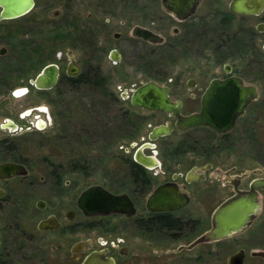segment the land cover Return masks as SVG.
I'll return each mask as SVG.
<instances>
[{"label": "flooded vegetation", "instance_id": "flooded-vegetation-1", "mask_svg": "<svg viewBox=\"0 0 264 264\" xmlns=\"http://www.w3.org/2000/svg\"><path fill=\"white\" fill-rule=\"evenodd\" d=\"M77 1L0 0V166L17 170L0 172V264H264V190L240 231L205 239L264 178L238 174L234 153L264 116V0H198L184 19L162 0H105V26L70 14ZM147 84L168 111L133 103ZM206 114L216 127L180 122ZM31 146L53 153L39 170ZM90 190L130 205L99 212Z\"/></svg>", "mask_w": 264, "mask_h": 264}, {"label": "water", "instance_id": "water-1", "mask_svg": "<svg viewBox=\"0 0 264 264\" xmlns=\"http://www.w3.org/2000/svg\"><path fill=\"white\" fill-rule=\"evenodd\" d=\"M27 3V8L31 9L33 6V0H27ZM197 4L198 0H162L163 8L169 13L176 15L178 19H184L191 15ZM261 8V0H239L234 1L231 4V9L233 11L241 13H251L256 10H261ZM154 38L155 40L157 39L155 36ZM133 103L144 108L157 109L159 111H168L170 108V103L167 100L165 91H161L155 85L150 84H147L136 91ZM210 116L211 114H206L201 118L200 116L193 115L181 119L180 122L186 128L196 127L202 124L216 127V121L211 119ZM227 124L231 126L232 119L229 120ZM157 133H160V131L158 130L155 132V134ZM15 171L17 170L14 166H0V172L12 174ZM260 190H264V178L255 179L251 183L247 192L236 199L225 203L219 208L213 217L215 228L205 236V239L219 240L225 237H230L240 231L249 221H251V219L255 218L259 212L257 192ZM96 201L104 202L102 205H98V211L104 213L121 212L123 206L130 205L125 197H114L101 191L94 192L92 190L82 196L81 203L89 206L92 204H98ZM105 202H108V209H105Z\"/></svg>", "mask_w": 264, "mask_h": 264}, {"label": "rangeland", "instance_id": "rangeland-1", "mask_svg": "<svg viewBox=\"0 0 264 264\" xmlns=\"http://www.w3.org/2000/svg\"><path fill=\"white\" fill-rule=\"evenodd\" d=\"M205 1L208 2V0ZM124 10L127 11V9ZM160 10L162 9L158 4V11ZM69 13L79 17L83 22L91 23L90 26H105V0H78L77 2L73 3ZM90 13L93 14V18L88 20L87 16ZM90 20L93 22V24ZM255 118V121H257V126H255L253 131H251L253 135L252 139L248 140V142L238 141L237 147L234 148V153L237 156L235 162L237 166V173L242 174L244 171L252 172L251 178L258 177V172H260L261 175H264V116L258 115ZM111 135H109L110 140L112 139ZM30 139L33 141V139L36 140L37 138L35 136H30ZM106 148L107 147L105 145V149ZM44 150L45 151H40L38 147L31 146L29 147V151H25V154L27 156H30V159H32V161L34 162L35 169L37 170L40 169L38 162L39 155L53 154L52 151H50L48 148ZM220 165L223 166V164ZM232 165H234V163ZM228 167L229 166H226L225 168ZM261 207L263 208L262 210H260V214L261 216H263L264 196L261 197ZM252 243L253 248L264 249V228L263 234H260L258 239H255ZM255 261V264H261L260 261Z\"/></svg>", "mask_w": 264, "mask_h": 264}]
</instances>
